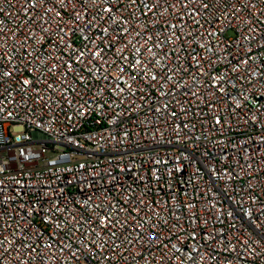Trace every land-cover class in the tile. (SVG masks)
I'll use <instances>...</instances> for the list:
<instances>
[{"label": "built area", "instance_id": "built-area-1", "mask_svg": "<svg viewBox=\"0 0 264 264\" xmlns=\"http://www.w3.org/2000/svg\"><path fill=\"white\" fill-rule=\"evenodd\" d=\"M0 264H264V0H0Z\"/></svg>", "mask_w": 264, "mask_h": 264}]
</instances>
